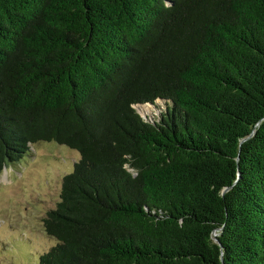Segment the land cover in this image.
<instances>
[{
	"label": "trees",
	"instance_id": "obj_1",
	"mask_svg": "<svg viewBox=\"0 0 264 264\" xmlns=\"http://www.w3.org/2000/svg\"><path fill=\"white\" fill-rule=\"evenodd\" d=\"M41 141L34 264H264V0H0V173Z\"/></svg>",
	"mask_w": 264,
	"mask_h": 264
},
{
	"label": "rangeland",
	"instance_id": "obj_2",
	"mask_svg": "<svg viewBox=\"0 0 264 264\" xmlns=\"http://www.w3.org/2000/svg\"><path fill=\"white\" fill-rule=\"evenodd\" d=\"M146 106L153 119L165 104ZM141 105V109L143 108ZM79 153L53 141L32 144L31 153L0 173V264H34L54 244L43 218L59 200L62 178Z\"/></svg>",
	"mask_w": 264,
	"mask_h": 264
},
{
	"label": "water",
	"instance_id": "obj_3",
	"mask_svg": "<svg viewBox=\"0 0 264 264\" xmlns=\"http://www.w3.org/2000/svg\"><path fill=\"white\" fill-rule=\"evenodd\" d=\"M134 107L137 110V112L143 116V111L141 109V105L140 104H135Z\"/></svg>",
	"mask_w": 264,
	"mask_h": 264
},
{
	"label": "bare ground",
	"instance_id": "obj_4",
	"mask_svg": "<svg viewBox=\"0 0 264 264\" xmlns=\"http://www.w3.org/2000/svg\"><path fill=\"white\" fill-rule=\"evenodd\" d=\"M143 111H146V112H148V109H145V110H143Z\"/></svg>",
	"mask_w": 264,
	"mask_h": 264
}]
</instances>
